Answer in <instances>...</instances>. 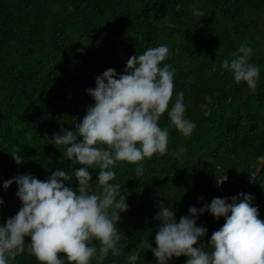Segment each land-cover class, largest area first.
Instances as JSON below:
<instances>
[{"label": "trees", "instance_id": "16d2710c", "mask_svg": "<svg viewBox=\"0 0 264 264\" xmlns=\"http://www.w3.org/2000/svg\"><path fill=\"white\" fill-rule=\"evenodd\" d=\"M193 8L204 16L192 15ZM160 45L170 50L161 67L174 70L169 111L183 92L185 118L196 127L186 137L166 112L159 126L169 133L167 154L145 159L141 176L137 165L116 164L111 183L121 185L127 204L116 226L128 246L91 264H128L137 248L136 264H157L144 242L156 247L160 203L171 206L179 222L190 207L217 197L231 203L243 193L264 220V0H0V226L21 207L17 184L3 187L8 180L30 175L44 181L60 169L73 173L66 186L76 189L80 165L49 140L83 120L94 105L88 89H95L97 76L109 68L123 75L130 57ZM241 45L253 49L249 62L260 68L255 92L221 67ZM89 171L94 183L99 169ZM225 221L200 215L196 224L207 233L197 246H207ZM13 264L39 262L25 251Z\"/></svg>", "mask_w": 264, "mask_h": 264}, {"label": "clouds", "instance_id": "9594fccd", "mask_svg": "<svg viewBox=\"0 0 264 264\" xmlns=\"http://www.w3.org/2000/svg\"><path fill=\"white\" fill-rule=\"evenodd\" d=\"M204 14L193 8L192 15ZM252 53L251 47L241 45L233 54L235 58L225 60L221 67L232 73L237 85L245 83L255 92L260 68L249 62ZM169 54L167 45L149 48L129 58L123 75L117 76L109 68L97 76L95 89H88L94 105L83 120L75 122L72 131L62 129L63 134L49 140L55 146H64L68 160L80 165L74 172L78 181L75 190L66 186L73 173L60 169L44 181L22 175L4 182L5 189L17 184L21 207L0 226V264H13L25 251L39 264H91L93 259L102 262L109 252L119 255L128 246L116 226L127 204L121 185L111 183L116 176L113 168L119 162L134 164L136 175L141 176L145 159L167 154L169 133L159 126L166 112L184 136L191 135L196 127L185 118L183 92L169 111L174 70L168 64L161 67ZM11 155L18 165L22 163L18 152ZM92 168L99 169L94 183L89 171ZM226 180L227 176L217 184ZM240 195L242 199L233 197L231 203L217 197L200 209L190 207L189 214L179 222L172 207L160 203L154 217L160 221L156 247L145 241L144 248L152 252L157 264H169L179 257H186V264H264V220L251 205L252 197ZM205 212L216 219L226 217V221L212 233L207 246H197L207 229L198 227L196 220ZM26 238L30 243H25ZM139 255V248L133 250L127 257L128 264H136Z\"/></svg>", "mask_w": 264, "mask_h": 264}]
</instances>
